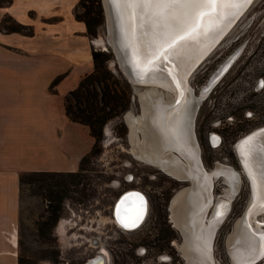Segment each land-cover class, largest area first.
Wrapping results in <instances>:
<instances>
[{"label": "rangeland", "instance_id": "rangeland-1", "mask_svg": "<svg viewBox=\"0 0 264 264\" xmlns=\"http://www.w3.org/2000/svg\"><path fill=\"white\" fill-rule=\"evenodd\" d=\"M8 4L5 1L3 6ZM94 4L102 10L103 21L97 36L92 38L94 46L112 53L109 68L131 101L125 113L132 111L139 116L142 112L138 92L147 88L132 84L120 68L107 40L103 0H95ZM84 12L85 7L80 4L77 14ZM6 19L13 26L12 19L8 16ZM26 28L33 31L31 26ZM100 39L104 43L97 45ZM233 56L236 59L227 72L203 95V88L209 85L211 77ZM191 78L196 97L193 110L197 113L194 131L204 167L212 171L217 164L227 165L243 175L236 144L246 134L264 126V0L254 1ZM165 93L168 94L167 90ZM125 113L104 125L98 140L100 153L79 169L75 180L68 178L70 190L57 219L51 216L49 200L41 195L38 184L21 185L20 254L28 258L22 264H85L100 252L105 254L107 264H187L179 247L184 237L173 222L171 201L177 192L191 184L165 174L133 154ZM213 133L222 137L219 146L211 140ZM239 177L241 186L214 241V255L219 264H232L229 237L250 200L248 181L245 176ZM227 187L223 177L217 178L215 199L222 200ZM136 188L149 195V215L140 228L125 231L113 221V209L123 192ZM214 207L213 204L208 216H212Z\"/></svg>", "mask_w": 264, "mask_h": 264}, {"label": "bare ground", "instance_id": "bare-ground-1", "mask_svg": "<svg viewBox=\"0 0 264 264\" xmlns=\"http://www.w3.org/2000/svg\"><path fill=\"white\" fill-rule=\"evenodd\" d=\"M103 1L108 37L114 43L122 71L132 84L147 88L138 92L143 112L137 116L129 111L125 116L130 126L132 152L165 174L191 183L190 187L177 192L171 201L173 222L184 237L179 247L187 264H219L214 255V241L241 186L239 176H245L248 181L250 200L242 217L246 219L241 225H236L235 233L229 237L232 264H238L258 252L264 255V185L261 183L264 137H254L264 126L246 134L236 144L237 155L244 164L243 175L235 168L220 164L207 171L194 131L197 113L193 104L196 97L190 82L194 72L220 46L255 0H214L203 10L194 28L185 32L183 38H177L171 47L165 48L146 70L130 46L126 17L121 9L113 7L110 0ZM139 36L140 51L150 55L154 51L150 28L144 25ZM102 43L101 39L96 41L97 45ZM235 59L233 56L211 77L209 85L203 88V95H207ZM214 139L219 143V136ZM219 177H223L228 185L222 200L214 196L215 181ZM144 203L142 193L130 190L120 200L114 222L134 229L145 220V212L142 213ZM213 204L215 207L210 217L208 213ZM263 258L256 264H261ZM99 263L103 264L97 260L91 262Z\"/></svg>", "mask_w": 264, "mask_h": 264}, {"label": "crops", "instance_id": "crops-1", "mask_svg": "<svg viewBox=\"0 0 264 264\" xmlns=\"http://www.w3.org/2000/svg\"><path fill=\"white\" fill-rule=\"evenodd\" d=\"M79 5L80 0L0 5V264H19L21 173L79 171L96 142L89 126L66 113L67 95L95 67L96 48L77 16ZM7 16L31 26L33 34L5 29Z\"/></svg>", "mask_w": 264, "mask_h": 264}, {"label": "trees", "instance_id": "trees-1", "mask_svg": "<svg viewBox=\"0 0 264 264\" xmlns=\"http://www.w3.org/2000/svg\"><path fill=\"white\" fill-rule=\"evenodd\" d=\"M11 3L12 0H0V5L4 2ZM88 1L89 4H86ZM95 0H80V4L85 7L84 14L77 16L84 20L88 27L91 37L98 34V28L102 24V10H98L94 4ZM8 20H3V25L10 30L32 35V30H27L25 25L13 24L8 27ZM94 70L86 75L79 86L72 90L66 97V113L74 121L90 127L96 142L87 155L80 163V170L91 157L98 155L101 149L98 148V140L103 135L104 125L111 119L121 116L130 107L131 101L125 90L119 87V79L109 68L112 53L98 49H93ZM62 76L57 77L51 84V90L55 89L56 84ZM79 170V171H80ZM76 172H57V171H32L24 172L20 175L21 185L25 183L38 184V190L47 200H49V212L54 219L59 217L65 196L69 192L68 178L76 179L79 176ZM72 180L71 182H73ZM19 254V264L28 259Z\"/></svg>", "mask_w": 264, "mask_h": 264}, {"label": "snow or ice", "instance_id": "snow-or-ice-1", "mask_svg": "<svg viewBox=\"0 0 264 264\" xmlns=\"http://www.w3.org/2000/svg\"><path fill=\"white\" fill-rule=\"evenodd\" d=\"M114 8L121 9L127 19V34L134 55L146 70L165 48L171 47L177 38L194 28L205 8L214 0H110ZM147 25L152 33L154 51L148 55L140 51L139 30ZM146 34V33H145ZM264 185V174L261 176ZM141 199H143L141 197ZM127 227V225H125Z\"/></svg>", "mask_w": 264, "mask_h": 264}, {"label": "flooded vegetation", "instance_id": "flooded-vegetation-1", "mask_svg": "<svg viewBox=\"0 0 264 264\" xmlns=\"http://www.w3.org/2000/svg\"><path fill=\"white\" fill-rule=\"evenodd\" d=\"M227 70H228V69H227ZM226 72H227V71H226ZM216 135L220 137V141H219V143H216V144L213 143V144L216 145V146H219V145L222 143V137H221L219 134H217V133H213L212 136H211V140H212V142H213V138H214ZM203 163H204V162H203ZM190 184H191V183H190ZM183 188H185V187H183ZM183 188H182V189H183ZM182 189H181V190H182ZM130 190H133V189H128V190H126L125 192H123V193L120 195L119 199H120L124 194L129 193ZM136 190H137V188H136ZM137 191L140 192V193H142L143 196H144V199H145V203H144V205L146 204L145 220H143V221L140 223V225L137 226V227L134 228V229L126 228L125 226L120 225V224H118L117 222L115 223V224H117L120 228H122V229L125 230V231H133V230H136V229L140 228V227L144 224V222L146 221V219H147V217H148V215H149V210H150V199H149V195H148V193H147L146 191H144V190H140V189H138ZM118 201H119V200H118ZM118 201L116 202V204H115V208L113 209V214H112V219H113V221H115V220H114V219H115V216H116V215H115V210H116V208H117V203H118ZM181 236H182V235H181ZM263 259H264V258H263ZM94 260H97V262H98V261H102L103 264H107L106 256H105V254L102 253V252H100L99 254H96L95 256L90 257V258L86 261L85 264H88L90 261H94ZM99 264H100V263H99Z\"/></svg>", "mask_w": 264, "mask_h": 264}, {"label": "water", "instance_id": "water-1", "mask_svg": "<svg viewBox=\"0 0 264 264\" xmlns=\"http://www.w3.org/2000/svg\"><path fill=\"white\" fill-rule=\"evenodd\" d=\"M103 3H104V1H103ZM104 8H105V4H104ZM105 14H106V8H105ZM106 19H107V16H106ZM108 36H109V33H108ZM107 40H108V43L112 46V48H113V50H114V52H115V55H116V58H117V61H118V64H119V66H120V68H121V65H120V62H119V57H118V54H117V52H116V49H115V46H114V43L112 42V40H110V37H107ZM112 42V43H111ZM150 85V84H149ZM150 87H152V86H150ZM141 102V101H140ZM141 112H143V109H142V104H141ZM125 116H126V113H125V115H124V118H125ZM125 121H126V118H125ZM127 122V121H126ZM128 124V123H127ZM129 125V124H128ZM130 127V126H129ZM129 133H130V131H129ZM248 136V135H247ZM254 137H257V138H262V137H264V128L261 130V131H259ZM256 138V139H257ZM263 140V142H264V138H262ZM214 142V141H213ZM215 143V142H214ZM261 143V142H260ZM259 143V144H260ZM216 144V143H215ZM262 147V146H261ZM262 150H264V147H262ZM239 160H240V164H241V171L243 172V170H244V164L242 163V161H241V159H240V157H239ZM247 174V173H246ZM247 177H248V175H247ZM249 178V177H248ZM127 194V193H126ZM126 194H124V195H126ZM123 195V196H124ZM123 196L119 199V201H118V203H117V206H118V204H119V202H120V200L123 198ZM143 212H145L146 213V204H145V206H144V208H143V211H142V213ZM246 218H240L239 219V221L237 220L236 221V225H237V223L239 224V225H241L242 223H243V221L245 220ZM124 225V224H123ZM127 225V224H126ZM140 225V224H139ZM138 225V226H139ZM236 225H235V228H234V231H235V229H236ZM240 227V226H239ZM134 228H136V227H134ZM234 231H233V233H234ZM232 233V234H233ZM231 234V235H232ZM261 253L260 252H258L257 254H255L254 256H250V257H247V258H244L243 260H241L238 264H256L261 258H263L264 257V255H260ZM259 256H261V257H259Z\"/></svg>", "mask_w": 264, "mask_h": 264}]
</instances>
